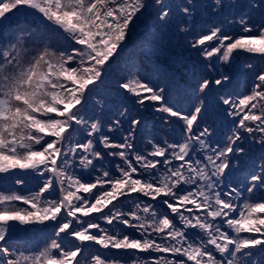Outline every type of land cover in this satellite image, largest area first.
<instances>
[{"label": "snow or ice", "instance_id": "1", "mask_svg": "<svg viewBox=\"0 0 264 264\" xmlns=\"http://www.w3.org/2000/svg\"><path fill=\"white\" fill-rule=\"evenodd\" d=\"M146 13L209 68L264 62V0H0V174L40 184L0 192V264H264V67L246 63L244 93L228 73L161 86L135 65L110 90ZM147 109L166 134L139 146ZM24 226L53 235L28 253Z\"/></svg>", "mask_w": 264, "mask_h": 264}, {"label": "rangeland", "instance_id": "2", "mask_svg": "<svg viewBox=\"0 0 264 264\" xmlns=\"http://www.w3.org/2000/svg\"><path fill=\"white\" fill-rule=\"evenodd\" d=\"M203 20L208 21V25H212V18L208 16H204L202 18L201 24L197 26V31H201L203 28ZM141 25H146L144 28L150 27V33H152V36H149V42H154L155 44H148L152 45L156 49L152 52L151 57L152 61L158 62L160 65V69L162 71L161 75L163 78H167L170 83L176 84L177 81L180 80L181 75L183 74L184 76L189 78V76H192V71L195 70V66L200 65L204 66L207 64V61L205 58L198 54L196 50L191 48V42L195 39V37L188 36L184 37L183 35H173L171 31H167L163 33V38L161 42V37L157 34L158 29L154 23V15H148L147 13L145 14V17H143V23L139 24L135 32L132 34L131 41L126 42L128 43V47L125 49L123 53L120 54V58L117 61L116 64L113 65V69L115 70L117 68V65L120 64L123 66V72L120 74L115 73L114 71L110 76L104 77L105 80L109 79L106 81V84L110 90H114L117 87L118 81L123 82L125 79L128 78V71L131 68L129 64V60L127 59L128 57H131V54L129 53L131 51V48H133V44L135 40L137 39V36L139 38V29ZM226 31L229 34L237 33L239 34L240 30L238 28H234L232 26H228L226 28ZM139 34V35H138ZM181 41V42H180ZM180 43V45H178ZM141 49H139V46L137 47L136 50L133 51V57L134 61L133 64L135 65V68L140 72L139 68H144L145 67V58L144 56H139V52ZM142 52V51H141ZM150 53V52H148ZM241 60L245 59L246 61L252 62L253 60L249 58L247 54H242L241 55ZM255 60L261 61L260 58H256ZM187 62L191 67H186L184 63ZM183 63V64H182ZM191 71V72H189ZM120 74V75H119ZM126 75L125 77H122L123 75ZM144 74V73H143ZM142 74V75H143ZM129 107L132 106V101L129 100L126 102ZM139 106H137L138 109ZM151 112L150 109L144 110V111H139L135 110V116L142 115V120L144 121H152L153 118L148 116L150 115L149 113ZM155 122V121H154ZM151 124L148 125L150 127ZM120 134V133H117ZM25 205L21 203L19 207L23 208ZM52 231V230H51ZM53 235V231H52ZM51 235V236H52ZM15 240V239H14ZM99 248V246H96Z\"/></svg>", "mask_w": 264, "mask_h": 264}, {"label": "trees", "instance_id": "3", "mask_svg": "<svg viewBox=\"0 0 264 264\" xmlns=\"http://www.w3.org/2000/svg\"><path fill=\"white\" fill-rule=\"evenodd\" d=\"M257 19H259V17ZM151 34L152 33H150V30H148V31L142 32L139 35V38H137L135 40V42L132 46L133 48H131V51L129 52L131 54V57H128L127 59L129 60V64L132 67L134 65L133 64V61H134L133 51L136 50L137 47L139 46V49H141V51H142V52L141 51L139 52V56H141V57L144 56V58H145V63H144L145 67L139 68V70H141V72H142L141 74L144 73L143 75L149 76L151 79H153L154 81L159 83L161 86H167L168 85V79L162 77V75H161L162 71H161L160 67H157V66H159V63L152 61L151 54L156 49V47L154 48L152 45H150V44H153V45L155 44L153 41L149 42L150 41L149 36H152ZM147 42H149L150 44H148ZM178 45H180V43H178ZM148 52H150V53H148ZM207 62H209V61L207 60ZM184 65L186 67H191V65H189V63H187V62H185ZM210 69H212V68H210ZM202 71H205V70H202ZM213 71H214V74L216 76L217 71L216 70H213ZM114 72L115 73L120 72V74H121L123 72V66L118 64L117 68L114 70ZM125 76L126 75L124 74L122 77H125ZM107 80H109V79H107ZM107 80H105V81H107ZM169 85H172V84L170 83ZM149 114L150 115H148V116L152 117L155 122L153 124L150 121H146L147 127L142 132L138 133V135H137V144L139 146H143L145 139L148 137V135H150L152 133H155L157 136L164 135L163 134L164 131L160 130V128L162 126L157 119L158 114H154L152 111ZM133 115H134V113H133ZM149 124H151L150 127H148ZM125 128H127V125H125ZM158 130H160V131H158ZM115 137H116V139H119L120 134L116 133ZM7 181L8 180L6 177H0V192H17V193L23 194L21 189L19 188V186H21V185H14L15 183H10ZM22 186H24V185H22ZM16 203L19 206V205H21L22 202H16ZM24 207H28V206L25 205ZM25 227H27V226L22 227V230L18 231L14 235V237H16V238H19V237H25L26 238L24 240V242L21 243L24 247L27 246V243L30 242L31 238H32V240H31L32 242H38L39 243V241H36L33 238H39L40 236L46 234V231H41L40 233L33 232L35 230H38L39 228L33 227V228L29 229V231H28L25 229ZM48 229L51 230L50 228H48ZM40 238L44 239L43 237H40Z\"/></svg>", "mask_w": 264, "mask_h": 264}]
</instances>
